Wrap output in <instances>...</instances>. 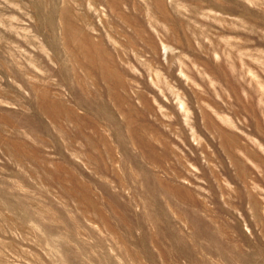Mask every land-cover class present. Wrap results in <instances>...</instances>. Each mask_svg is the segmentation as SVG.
Returning a JSON list of instances; mask_svg holds the SVG:
<instances>
[{"label":"rangeland","instance_id":"obj_1","mask_svg":"<svg viewBox=\"0 0 264 264\" xmlns=\"http://www.w3.org/2000/svg\"><path fill=\"white\" fill-rule=\"evenodd\" d=\"M0 264H264V0H0Z\"/></svg>","mask_w":264,"mask_h":264}]
</instances>
